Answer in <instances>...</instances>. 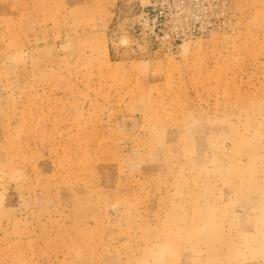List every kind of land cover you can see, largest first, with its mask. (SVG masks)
<instances>
[{
  "label": "rangeland",
  "instance_id": "1",
  "mask_svg": "<svg viewBox=\"0 0 264 264\" xmlns=\"http://www.w3.org/2000/svg\"><path fill=\"white\" fill-rule=\"evenodd\" d=\"M0 264H264V0H0Z\"/></svg>",
  "mask_w": 264,
  "mask_h": 264
},
{
  "label": "built area",
  "instance_id": "2",
  "mask_svg": "<svg viewBox=\"0 0 264 264\" xmlns=\"http://www.w3.org/2000/svg\"><path fill=\"white\" fill-rule=\"evenodd\" d=\"M200 2V0H198ZM202 2H204L205 0H201ZM212 1H218V0H212ZM185 17L184 19H181L180 22L182 23L183 25V28H180L179 30H176V33H175V36H178L180 35L182 37L183 40L185 39H190L192 37H197V35H200L202 36V33L203 32V28L201 27H195V26H190L186 23V19L188 18V16L190 15V13H187V12H184V11H181Z\"/></svg>",
  "mask_w": 264,
  "mask_h": 264
}]
</instances>
